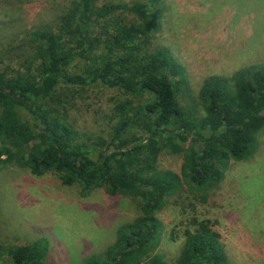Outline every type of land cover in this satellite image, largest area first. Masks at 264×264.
Returning a JSON list of instances; mask_svg holds the SVG:
<instances>
[{"label": "trees", "instance_id": "16d2710c", "mask_svg": "<svg viewBox=\"0 0 264 264\" xmlns=\"http://www.w3.org/2000/svg\"><path fill=\"white\" fill-rule=\"evenodd\" d=\"M102 1L74 0L58 25L32 32L30 70H0V164L51 173L83 196L105 188L140 200V215L118 228L103 258L83 264H167L150 255L161 232L157 213L183 185L207 189L230 160L251 157L264 130V65L207 78L201 111L184 107V67L169 49H150L159 31L153 0ZM98 85L116 88L124 100L101 133L79 131L68 122V105ZM164 153L184 155L180 173L159 168ZM47 251L43 241L0 246L4 264H43ZM176 264H228L209 222L186 232Z\"/></svg>", "mask_w": 264, "mask_h": 264}, {"label": "rangeland", "instance_id": "374dc122", "mask_svg": "<svg viewBox=\"0 0 264 264\" xmlns=\"http://www.w3.org/2000/svg\"><path fill=\"white\" fill-rule=\"evenodd\" d=\"M73 1L0 0V70H30L31 33L58 25ZM139 1L149 2L103 0L100 5ZM263 3L153 0L159 31L150 49H169L184 67L188 91L179 99L182 106L200 110L199 90L207 78L231 79L240 70L264 65V5L259 8ZM117 15L138 21L127 12ZM123 100L116 88H86L68 105V122L79 131L99 134ZM183 163V154L164 153L159 168L180 173ZM222 174L207 189L183 185L162 203L157 213L161 232L151 256L176 264L186 232L207 221L220 235L228 264H264V130L251 157L230 160ZM81 194L78 187L63 186L51 173L37 177L18 166L0 164V246L43 241L48 245L43 264H83L89 257L101 260L115 242L118 228L140 215L141 203L105 188ZM3 255L0 252V264Z\"/></svg>", "mask_w": 264, "mask_h": 264}]
</instances>
